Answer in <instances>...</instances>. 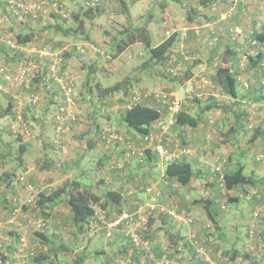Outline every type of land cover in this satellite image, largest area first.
<instances>
[{"label":"crops","instance_id":"obj_1","mask_svg":"<svg viewBox=\"0 0 264 264\" xmlns=\"http://www.w3.org/2000/svg\"><path fill=\"white\" fill-rule=\"evenodd\" d=\"M191 9L193 13L186 14V9H178L174 13L175 9L167 8V14L160 16L161 19H167L169 24H172L173 20L180 22L173 29L179 33V36L172 48V60L174 63L186 67V71H184L188 72L189 77L183 83L186 85L189 82H194L199 97L205 93H209L206 95L208 98L212 94L218 97L212 100H219L218 104H223L224 110L228 112L218 109L216 114L222 115V121L228 122L229 127L227 128L223 123L225 124L224 128L219 129L220 138L213 140L210 132L207 134L208 110L202 114L197 126H179L174 123V115L162 107L163 115L159 121L154 123V131H158L157 124L159 122L166 121L170 125L169 130L164 132L163 138L166 137L167 141L173 143L172 145L177 144L176 139H178L180 144L189 145L192 148L191 153L184 156L192 164L194 172L192 180L186 185H179L165 178V162L156 153L150 154L148 149L143 151L147 146L142 135L128 128L121 119L118 122L117 130L113 126L116 112L122 114L126 107L131 105L133 97L136 95L139 96L142 103L149 106L156 107L160 104L157 98L149 94L151 88L149 86L155 84V78H151L154 67L147 63V58L139 57V60L135 62H140L141 65L133 63L135 66L132 64L129 68L131 70L127 71L125 63L129 61L121 60L124 51L136 43L143 45L142 42L130 44L113 61L107 60L104 56L106 50L104 37H102V41L100 39L96 42L95 39L90 38L89 32H86L88 39L82 41L88 49V54L82 55L73 49H68L70 46L68 43H71L69 41L74 36V31L68 27H72L75 23L74 18L77 14H59L54 10L53 14H45L48 17L44 15V22L41 26L36 27L31 22L33 23L40 16L36 19L31 15H26L24 20L16 21L11 20L12 15H8L12 16L10 20L5 21V18L8 17L5 16L2 17L3 21H0L4 38L8 36L5 35L7 33L17 34L28 31L33 33V39L22 45L23 48L31 50L33 47L39 48L48 45L53 49L51 56L38 57L32 51H20V54L12 57L9 55L10 51L7 46L0 48V64L7 65L14 73H16L19 62H26L25 64L29 63L30 65L33 60L36 62L39 72V78L31 87L23 80H18L19 78L16 76L12 82L0 77V114H2L0 117V162H8L11 147H19L22 142L26 145V149L23 158L20 157V154L18 158L21 161L20 174L23 171L31 172L30 176H27L29 177L27 183L30 181L37 187L43 186L44 190H52L55 189L54 185L64 179L65 183L70 180H79L83 182V187H88L96 193H102L108 188L121 190L125 195V208L135 209L143 215L150 216L148 227L143 232L144 239L148 245L149 241L150 243L155 242L156 256L166 257L170 264L200 263L201 258L199 261L198 258H195L196 255L199 256L197 244L188 240L192 236L204 245L210 246L215 241L221 252L224 251L227 256L232 258L236 252L237 244L241 242V237L244 234L242 235L241 231H236L231 237L227 231L228 223L225 221L230 220L229 227L236 230L240 226L241 218L245 212L229 213V203L233 204L234 202L242 207L241 201L243 200L245 205L247 198L242 192L245 185L233 189L223 186L224 175L230 172L228 169L234 162L241 163L245 166V173L256 179V184H249L250 186L255 187L260 184V181L263 182V177L256 174V171L259 173L262 168H256L254 164L252 168L257 170H252L250 174L246 170L250 169V162H253L249 156L257 152L264 144V0H195ZM233 9L235 12L226 14L227 17L224 18V13L227 10L232 13ZM73 16L75 17L73 18ZM47 19L50 22H46ZM64 23H69V26ZM160 26L162 32L167 23H161ZM148 29L150 30V25ZM240 31L242 33H238ZM168 32L166 30V34ZM76 36L80 37L79 34ZM214 37L217 40L209 45L208 40ZM254 40L257 43H254ZM77 41L78 39H75V43H78ZM56 54H58L59 63L55 74L75 82L77 86V102L80 109L79 112L72 113L71 120L68 119L71 125L70 135L67 134L69 131L59 135L54 127L55 112H58V108L64 103L61 86L48 69H51ZM189 59H194V61ZM225 66L229 67L237 77L238 97L236 98L228 96L224 93L221 85L215 84L214 74L217 68ZM112 77H115L117 81L106 83V80ZM118 82L123 83L122 88L112 96H108L111 93H108L106 88ZM174 84L169 83L166 86L173 87ZM34 92L39 93L38 103L26 104L25 98ZM176 92L180 93L179 90ZM187 106L189 103L184 100V109L193 114L194 109L187 108ZM10 107L11 114L5 115V109ZM239 107L241 109H238ZM199 111L200 108L196 113L198 114ZM18 114L23 115L24 121H13V115L16 118ZM7 117L9 118L8 125L4 124V119ZM13 124L18 126L19 132L23 133L21 142L20 140L12 141L11 137H8V135L11 136L10 126ZM253 124L255 127L251 129ZM108 125L113 126L114 128H111L120 136V138L113 139L111 144H107L101 136L103 130L110 127ZM33 129L39 131L38 135H31ZM122 137L123 141L118 140ZM129 143L139 151V155L133 154L128 158L127 153L131 152ZM246 156L249 158L248 161L238 160ZM37 165H41L40 172L34 173L33 168H37ZM216 165L221 166L219 171L211 170L210 167L214 169ZM15 168L16 166L12 168L13 172ZM8 169L2 164L0 165V170H5V173L2 174L3 181L0 182V188L3 187L2 190L0 189L2 193L0 200V264H22L23 262H25L24 264H35L34 256L42 251H38V246H36V243H39L38 238L30 233L27 234L26 229L23 230L16 225L9 224L8 221L13 215V211L15 216L23 222L27 218V212L32 213L33 211L31 206H24V211H21L20 202L18 205L14 201L15 195L23 194L22 189L15 185L16 178L20 174L15 171L18 176L16 174L12 177V173L9 172L11 170ZM206 171H211L210 185L213 187L214 195L207 200L205 198L197 199L195 193L202 189L201 179L199 180L198 176L206 175ZM90 173L96 174L94 181L90 179ZM6 177L9 179L11 177L12 185L7 186L6 183L9 179L6 181ZM149 183L150 185L156 183L155 185L158 187L154 190V195L157 197L156 202L159 209L152 214L149 212L146 214L143 205L149 200L145 191ZM143 186L146 187L143 188ZM237 189H240L242 193H235ZM221 192L226 194L228 199L221 200ZM171 197L175 202H178L177 208L173 209L174 213H170L171 207L174 206ZM254 199L257 201L258 198L254 195ZM63 201L62 198L56 200V203L50 207L52 212L60 211L61 205L65 206L70 214L68 205ZM207 206L213 213L212 218L209 214L206 216L204 213L205 209L207 211ZM255 206L254 203L248 204L249 208L246 209L245 216H248L247 214ZM16 210L18 211L16 212ZM189 218H192L193 221H188ZM59 222L61 221L59 220ZM50 233L48 234L50 240L59 241L57 229L54 230V233ZM22 235H26L27 238L23 249H21L22 242L19 238ZM117 237L112 241L107 237L101 238L99 235L91 236L90 243L94 247L88 253L84 264H100L104 261L112 262V264H154L156 258L152 261L148 255L130 256L128 250L130 241L125 232H119ZM182 240H186L181 246L183 249L177 250L176 246H179ZM47 248L46 245L45 249ZM59 250L62 251L60 245ZM60 251L59 255L55 256L58 258L55 264L62 259ZM240 255L239 252L235 254L234 263L241 264L243 255L242 259H239ZM43 263H47V259Z\"/></svg>","mask_w":264,"mask_h":264},{"label":"rangeland","instance_id":"obj_2","mask_svg":"<svg viewBox=\"0 0 264 264\" xmlns=\"http://www.w3.org/2000/svg\"><path fill=\"white\" fill-rule=\"evenodd\" d=\"M28 1H31V0H28ZM84 1L85 0H71L69 2L66 1V3H64V6L66 8L61 9V11H57V13H59V14H80L79 10L82 7ZM127 1L130 5V11L132 13L133 23L134 24L137 23L138 25H141L140 23L144 22V23H147V25H150V32L152 33L153 43L155 44V43H159L162 40L163 37L161 36V34H163V32L166 33V30H168L169 31L168 35H170L173 32V29L175 27H177V25L180 23V22H176V20H173L172 24L171 23L169 24V21H167V19H164L162 21L160 16H162L163 14H167L166 13L167 8L168 9H172V8L175 9V10H173L174 13H176V10H178V9L179 10L186 9V14H192L193 11L191 9V5L193 4V1H195V0H168L169 2H167L164 5V7H161V5L158 3V0H127ZM46 2H47L46 0H43L42 2L38 3L39 7L44 8V10L40 13L43 15L40 16V19L35 20V22H33V24L41 26L42 22H44V19H43L44 15L45 14H51L48 12L49 6L47 5ZM30 3H32V2H30ZM33 5H36V4H33ZM52 11H54V10L52 9ZM99 11H100V14H99ZM99 11L96 12L95 9L93 10L92 14H95V16L97 14V16L92 21H89L87 18H85L83 16L84 17V24L82 27L79 25L80 24L79 22L81 20V16H79V18L78 17L74 18L75 16H73L75 23L72 25V27H68V28H71V30H73L74 33H78L80 35V37L72 36L70 41H69L71 43H68V44L74 46V44L81 43L82 41H84L83 36L86 32H89L90 38L92 37L93 40L95 39L96 42H98L100 39L102 41V39H103L102 37H104V39L106 41L105 47H104V48H106V50L104 52L105 53L104 56L107 60H113L115 58L114 53L116 52V47H117L116 41L122 35H119L116 40H114V38L121 31H123L125 29V27L127 26L128 20H126L125 16L123 15L124 13H123V10H122V7L120 5L119 0H104V1L100 2V10ZM227 12H229V13H227ZM227 12L224 13V15H223L224 18L227 16L226 14H233L235 11L233 9L232 13H230L229 10H227ZM3 14H8V13L5 10L1 9L0 15H3ZM45 16H47V15H45ZM3 17H5V15H3ZM10 17L11 16H8L7 19L5 18V21L10 20ZM11 20H14V19L12 18ZM2 21H3V18H2ZM45 21L50 22V20H48V19ZM161 23L162 24L167 23V26L164 27V29H163L164 31H162V32H161L162 27L160 26ZM64 24L66 26H69V23H64ZM151 28H152V30H151ZM238 33H242V31H240ZM75 39H78V41H77L78 43H75ZM113 40H114V46H113V48H110V46L113 45ZM215 40H217L216 37L212 38L211 40H208V44L212 45L215 42ZM107 46H108V48H107ZM140 54H143V55H140ZM191 55L193 56V54H191ZM141 56H142V58H147L146 60L153 59L151 57V54L149 53V49L140 43L133 44L131 48H128L126 51H124L123 54L121 55V60L129 61V62L125 63L126 67H127L126 71L130 68V66H132L133 63L135 65H138L140 62H135V61L139 60V57H141ZM187 56L189 58V55H187ZM189 60L194 61V59H189ZM169 64L167 63L166 66H169V67L170 66H177L176 68H177L178 72H180V73H184V70H186L185 66H181L178 63H174V60H172V58H171ZM140 65H141V63L139 64V66ZM166 66H164L162 64V62L159 63V62L154 61V69H152L153 74H152L151 78H155V82H154L155 84H152L151 86H149V87H151L149 89L150 90L149 94H151L153 97H157L158 93L174 92L180 99L187 100V102L189 103V106H187V108L191 107L192 109H194V111H195V112L193 111L194 113H196V111H198L199 108H201L202 106H205L206 104H214L213 107L210 110H208L209 114L207 115V118L209 121L207 122V126H206L207 130H208L207 134L210 132L209 134H211L213 140L220 138L221 133H220L219 129L224 128L225 124H226L227 128L229 127L228 122L222 121L223 120L222 115L219 116L216 114L218 109H222L223 111L228 112L227 110H224L225 109L224 105L218 104V102H220L218 99H217L218 101L212 100L213 98L215 99L217 97L214 94H212L209 98L206 96L209 93H205V95H202V97H199L196 93L198 91V90H196V88L194 89V91L191 95L187 94L185 91V87L188 86L189 83H187L185 85L183 82H179V81L176 82V80L173 82L171 80L172 79L171 76H176V75H170L169 74L168 76L167 75L164 76V71L167 68ZM129 70H131V69H129ZM13 74L16 75V73H13ZM16 78H19L18 80H24L23 78H21L18 75H16ZM14 79H15V76H13L12 81ZM115 81H117L116 78L112 77L109 80H106V83L110 84V83H114ZM169 83L170 84L175 83V84L173 85V87L166 86ZM193 84L195 87L196 84L194 82H193ZM177 90L180 91L179 94L176 92ZM219 90H220V88H219ZM221 97H224V96H221ZM79 109H80L79 104L77 102V104L75 106V113L79 112ZM238 109H241V108L239 107ZM55 113H57V112H55ZM72 113H73V111H72ZM116 113H117V115H114V118H115L114 122L115 123L113 124L115 129L118 127L117 126L118 122H120V113L119 112H116ZM170 113H172V112H170ZM8 121H9V118L8 117L5 118L4 124L8 125L9 124ZM162 122L164 123V128L162 127L163 123L159 122L157 124L158 131L154 133V136H155V138L160 137L163 140L162 134H164L165 131L169 130L170 124L166 121H162ZM223 123H225V124H223ZM108 126H110V127L104 129L101 136L102 137L106 136V138H107L106 143L111 144L110 142L113 139L120 138V136L117 133H113L114 129L111 128L113 126H111V125H108ZM16 127H17V129H16ZM16 127L14 130L12 129L11 136L8 135V137H11L12 141H17L16 137L19 133V129H18L17 125H16ZM70 127H71V125H70V121H69V128H68L67 132L71 129ZM254 127H255V124L252 125L251 129H254ZM10 128H11V126H10ZM31 132H32V134H31L32 136L34 134L38 135V133H39V131L36 129H33V131H31ZM50 132H51V130H50ZM67 134L70 135L71 132L69 131ZM22 135H23V133H22ZM170 137H172V135H170ZM118 140L123 141V137L121 139H118ZM176 141H178V142H176L177 144L172 145L173 149L185 148L187 153L184 152L185 153L184 156H187L191 153L192 148L189 145L180 144V140H178V139H176ZM66 142H67V140H66ZM148 145H150V142H148ZM130 146H133V145L131 143H129V147ZM133 148L136 150V148L134 146H133ZM130 149H131V147H130ZM144 150L145 149H143V151ZM243 150H245V149L243 148ZM61 154H63V153H61ZM132 155H133V153H132V149H131V152L128 151L127 156L129 158ZM249 157H251V159H253L254 163L251 161L250 165L248 164L250 169L246 170V171L250 174L252 172V170H254L252 168V166L254 164H255L256 168H262L259 171V173H258V171H256V174H257V176L263 177V182L260 181L259 182L260 184H257L255 187L250 186L249 184L243 186L244 189H242V192L244 194V197L246 196V198H247V203L244 205V201L242 200L240 203V205L242 207H239V205L237 203H234V202H233V204H232V202L229 203V208H228L229 213L230 212L241 213L243 211L245 212L241 218L242 222L239 224L240 226L238 228H236V230H235L234 228L229 227V224L231 223V221L229 219H228L229 220L228 222L225 221L226 223H228L227 231L231 234V237H233V234L236 231H238V232L241 231L242 235L244 234L241 238V242H239L237 244L236 248L241 251V255H240L239 259H242L241 256L243 254L245 255V253L249 254V256L248 257L244 256L245 258L243 257L241 264H252L251 258H255V259L259 260V259L264 257V144L257 152L251 154ZM61 158H62V155H61ZM247 159H249V158L246 156V157H242L241 159H238V160H240L241 162H246V161H248ZM236 160H237V158H236ZM1 164L3 165V167L9 168L8 170H11L9 172L12 173L13 172L12 168H14V166H16L17 159L13 158V157H9L8 162H6V163L0 162V165ZM40 166L37 165L36 166L37 168H33V172L34 173L40 172ZM236 167H237V163L234 162L232 164V167H230L228 170L233 171L236 169ZM210 168L213 171L214 170L219 171L218 169H220L221 166L216 165L214 167V169L212 167H210ZM255 170H257V169H255ZM16 171H17V173L20 174L21 169L19 168ZM3 173H5V170H2V171L0 170V178H1L0 182L3 181V178H2ZM30 173H31L30 171H25V172L23 171L22 174L19 175V177L25 178L24 181L20 180L18 177L16 178V184L15 185L18 188L22 189L23 194H19L18 196L15 195L14 201L16 202V204L18 203V205L20 202V205H19L20 209H23L21 211H24V208H23L24 204H28L27 206H31L32 208L35 209V211L33 210L32 213L27 212L28 215H27L25 222H23V220L18 219L15 216L14 211H13V215L10 217V219L8 221H9V224H12L11 222H14L13 224H15L20 229H23V230L26 229L25 232L27 234L30 233L31 235H34L32 233V231L34 229L40 227L42 224H44L42 222V220H43L42 218H44V217L38 215L39 209L35 208V203H34L35 198L37 197V195L41 191L44 190V188H42L43 186L37 187V186H35V184L33 182H30V181H29V183H27V181H28L27 178H29L27 176H30ZM64 173H66V172H64ZM206 173L207 174L204 176H198L199 180L201 179L202 189H200L197 193H195V198H197V199L205 198L207 200L209 197H213V195H214V193H213L214 191L212 190L213 187L210 185L211 177H212L211 171H209V172L206 171ZM89 175H90V179L94 181L96 174L90 173ZM200 175H202V174H200ZM17 176H18V174H17ZM219 179H220V177H219ZM64 181H65V179L62 182L54 185L55 186L54 188L56 189L57 187L63 186L65 184ZM219 181L221 183V180H219ZM25 183H27V184H25ZM155 184L156 183L150 185V183H149L150 186L149 185L147 187L143 186V188L146 187V190H145L146 195L149 198V200L146 201V203L144 202V204H143L144 208L146 210V214H147V212L150 211V207L152 205L158 206V203L156 202L157 197L154 195V190L158 189V187ZM0 189L2 190L3 187ZM1 190H0V200L2 197ZM94 191H97V189H94ZM236 192L242 193V192H240V189H237V191H235V193ZM221 195H222V196H220L221 200L228 199V198H226L227 197L226 194H223L221 192ZM254 195L256 196V198H258L257 201H256V199H254ZM171 199H173V197H171ZM172 201L174 202V206L171 207L172 209H171L170 213H174L173 209H176L177 205H178V202H175L174 199ZM250 203H252V204L254 203L256 206L254 209H252V211L250 213L248 212L249 213V214H247L248 216H245L247 213L246 209L249 208L248 204H250ZM97 207H100V206H97ZM59 208H61V209H59L60 211H58L57 213L52 212L53 210L51 208H49V212H48L49 216L47 219H48L49 224L51 226L46 228L44 230V232L46 231L47 234H51L50 232L54 233L55 229L58 230V235H59L60 239H59V241H57V244H59L61 246V250H62L61 253L62 252L65 253V254H61L62 261H66V259H67L66 264H73L71 261L73 259V257H72L73 254L77 255L78 253H82V252L90 253L92 251V248L94 246L90 243L91 236H93V235L98 236L99 235V236H101V238H106L107 236H106V234H103V230H104L103 228H100L98 230L90 229L89 231L87 230V232H85L84 234L78 235V238L76 240L75 238H73L72 233H71L73 230V227L69 223V219H68L69 210L65 209V206H61V205ZM202 208H204V207H202ZM202 208L200 209V211L202 210ZM17 211L18 210H16V212ZM139 213L142 214L140 211H139ZM204 213L206 216L208 215L206 209H205ZM143 216H145V215H143ZM59 220L61 222H59ZM188 221H189V219H188ZM137 225L139 226L140 224H136V226H134V228H136L138 230V228H140V227H138ZM6 229L8 230V228H6ZM145 230H146V227H143L142 233H141V235H142L141 244H143V246L146 245V251L142 252L141 255H143V256L148 255L152 259V261H154V258H156V254H155L154 249L153 248L150 249L148 242L144 239L143 232ZM244 236H245V238H244ZM192 237H189L190 239H188V240H191L192 242L196 243L197 249L201 251L198 253L199 256L196 255V257H195V258H198V261L201 258V261H199L200 263L197 261L199 264H224L228 261V259L231 258L230 256H227L224 251L221 252V249L219 247H217V245L215 244V241L213 244L211 243V245L209 246V245H204L203 243H200V241H198V240L196 241V239H194ZM21 238H22L21 239V242H22L21 249H23L24 244H26L27 238H26V235H22ZM37 238L39 240V243L38 244L36 243V246H38V251H40V250L45 251L46 245L48 248L50 247L49 243L47 241L43 242L42 239H40L39 237H37ZM108 238H109V240H112L115 238V236L114 237H108ZM94 239H96V237H94ZM73 241L74 242L77 241L75 246L73 245V243H74ZM185 241L186 240H182V242L179 244V246H176L177 250L183 249L181 246L185 243ZM211 242H212V239H211ZM72 246H74V249L72 251L73 253L71 254L72 256L70 257V255H68L67 252H69L70 249L73 248ZM218 248H219V250H218ZM93 252H95V251H93ZM131 255H132V253H130V256ZM47 260L49 261V259H47ZM189 260H192V259H189ZM261 262H262L261 264H264L263 261H261ZM24 263L25 262H23L22 264H24ZM28 264H30V263H28ZM156 264H162V262L156 261Z\"/></svg>","mask_w":264,"mask_h":264},{"label":"trees","instance_id":"obj_3","mask_svg":"<svg viewBox=\"0 0 264 264\" xmlns=\"http://www.w3.org/2000/svg\"><path fill=\"white\" fill-rule=\"evenodd\" d=\"M0 1L3 2V3L0 2V10L1 9L5 10L8 13V14H5V16L7 17L8 15H12L14 17V20H16V21L24 20L25 19L24 16H26V15H31L32 18H36V19L39 16L43 15L40 13L44 10V8L43 7L42 8L37 7L38 3L42 2L43 0H32V1H27V0H0ZM102 1H104V0L95 2L94 4H91V3L87 4L86 1L83 2V5L79 10L80 14H77V16H76L78 18H79V16H81V20L79 22L80 23L79 25L81 27L84 24V17L87 18L89 21L94 20V18L97 16V14L95 16V14H92V12L94 9L96 12L100 10V2H102ZM30 2H32V3H30ZM119 2H120V5H121L123 13H124L123 15L125 16V19L128 21H127V26L125 27V29L123 31H121L114 38V40H116L119 35H122L116 41L117 47H116V52L114 53L115 57L118 56L130 44H133L136 42H142L143 45L149 49V53L151 54V57L154 59V60L153 59L148 60L147 63L149 65H152L154 67V61L159 62V63L162 62V64L164 66H166L167 63L169 64L170 60L172 58V48H173L175 42L177 41L179 33L176 31H173L170 35H168V33L166 34L165 32H163V34H161V36L164 39L162 41H160L159 43L154 44L153 39H152V33L148 29L149 25H147V23H144V22H141L140 23L141 25H138L137 23L134 24L133 18L131 15V11H130V5H129L128 1L127 0H119ZM167 2H169V1L168 0H158V3L161 5V7H164V5ZM46 3L49 6L48 12L51 14L54 13L52 11V9L55 11H61V9L66 8L64 6V3H66L64 0H48ZM27 4H32V5L36 4L37 6H35V7L32 6V8H30V9L23 8L22 5L25 6ZM18 5H20L21 7H19ZM99 14H100V11H99ZM2 17H3V15H0V21H2ZM38 19H40V18H38ZM164 19L165 18H163L162 20H164ZM34 22H35V20H34ZM31 24H33V23L31 22ZM33 26L36 27L38 25L33 24ZM32 28H34V27H32ZM5 35H8V36H6L4 38L3 34H2V29L0 28V37L3 39L2 41H0V48L7 46L8 50L10 51L9 52L10 56L14 57V56L18 55V53L20 54V51H27V52L29 51V49L23 48L22 45L29 43L33 39V33L32 32L27 31L25 33L20 32L17 34L7 33ZM73 35L76 36L78 34L73 33ZM8 39H11L16 45H19L21 48L16 49L15 47H11L7 43ZM83 39H88V33L84 34ZM114 40H113V45H111L110 48H113ZM76 45L77 44H75L74 46L70 45L68 49H73L75 52L82 54V55L88 54L87 47H85V52H81V51L76 49ZM43 47H47L53 51V49L48 45L41 46L39 48H43ZM39 48H37V49H39ZM36 56L39 57L38 54H36ZM33 61H31L32 64L34 63L33 65L32 64L29 65V63L25 64L26 62H19L20 64H24L25 66L29 67V71L27 72V76L23 80L24 83L26 82L29 87L33 86L35 84V81H37L36 79L39 78L38 77L39 72L37 70V64H36V62H33ZM166 67L167 68L164 71V76H166V75L168 76L169 74L174 75L171 71V68H176L177 66H170V67L166 66ZM1 68H3L4 71L3 72L0 71V77L2 76L4 79H5L6 70L12 74L14 73L5 64H0V69ZM30 69H32L31 72H30ZM48 69H49V72L51 71V73L54 74L50 68H48ZM16 70H17V68H16ZM185 71H184V73H180L177 70L176 76H171V78H172L171 80H173V81L176 80V82L177 81L184 82L189 77L188 72H185ZM15 72H16V75H18L17 71H15ZM16 75L13 74V76H16ZM52 77L54 78V76H52ZM65 79L67 80V78H65ZM214 81H215L216 85L222 86L225 94H227L228 96L234 97V98L238 97V83H237L238 80H237V77L234 75V73L231 71V69L229 67L225 66V67L217 68V70L214 74ZM73 84H74V87L76 90V94H78L76 83L73 82ZM122 86H123V83L118 82V83L114 84L113 86L107 87L106 90L108 91V93H111L108 96H112L114 93H117L118 90H120L122 88ZM62 93L65 97L63 90H62ZM38 94L35 92L32 94H29L28 95L29 97L25 98V103L26 104H37L39 99H40ZM35 96L38 97V99L36 102H32V99ZM74 98H75V101L77 102V96L76 97L74 96ZM155 98H157V97H155ZM133 100H134V102H133ZM133 100H132L131 105L126 107L124 112L122 114H120V119L126 124V126L128 128L132 129L137 134L142 135L143 140H144L146 135H149L150 133H155L154 123L157 120L159 121L160 118L162 117V115H163L162 107L166 108L167 110H169V109H168L167 105L164 104L159 99L158 100L160 101L159 102L160 104L157 105L156 107L155 106H149L145 103H142L138 95L134 96ZM64 101H65V98H64ZM183 104H184V100H183ZM213 105L214 104H206L205 106H202L200 108V111L198 114L197 113L191 114V113L187 112L186 109H183L181 112L174 115V117H175L174 123L176 125H179V126L180 125H182V126H184V125L197 126L202 114H204L207 110H210L213 107ZM58 110L60 111V108H58ZM10 114H11V107L8 109H5V115H10ZM1 115L2 114H0V117H2ZM71 115H69L67 117L70 120L72 119ZM18 116H20L21 118H18ZM16 118H15V115H13L12 119L14 122H15V120L24 121V117L22 114H18ZM57 123L58 122L56 120V116L54 115V127L55 128H56ZM15 127H16L15 125L11 126V131H12V129L14 130ZM16 129H17V127H16ZM163 135L164 134H162V137H163ZM22 136H23L22 132L20 131L16 137L17 138L16 140L17 141L20 140V142H21ZM162 142H163V144H165V146H167L169 148L172 147L173 143L171 144L170 141H167L166 137L163 138ZM144 143L147 146L144 149L145 150L148 149V153L151 154L152 152H154L160 157V159H162L160 153L154 149L155 144H157L156 138L152 140V144H150L151 146H149L147 144V142H145V141H144ZM20 144L21 145H19V147H16V148L11 147L10 157L17 159L16 168H15L14 172H12V174H11L12 177L16 175L15 171L20 168L21 161H20V158H18L19 154H20V157L23 158L24 151L26 149V145L24 143L21 142ZM133 154L139 155L140 153L138 150H136V152ZM164 162L166 164L165 173H164V176L166 179L171 180L172 182H175L176 184H179V185H186V184L190 183V181L192 180V178L194 176L193 166L189 161H187L185 159L184 156L181 158H178V159H174L173 161H168V162L164 161ZM18 178L22 181H24V179H25L22 177H18ZM8 179H9V177L5 178L6 181ZM223 182H224L223 186H225L227 189H233V188L239 187L241 185H246V184L255 185L256 179H254L251 175H247L245 173V166L241 163H238L235 170L225 173ZM6 184H7V186L12 185L11 177L7 181ZM61 198L64 200L63 202L66 203L70 209V214H69L68 219H69V223L73 227V230L71 232L72 236L76 240L78 238V235L84 234L85 232H87V230L88 231L90 230L89 222H90L91 218L96 214V212L106 210L105 215H106L107 219H109L110 217L112 218V217H114L115 214L120 213V212L125 211V210L130 211V212H135V209H127L124 207L125 195L121 190L108 188V189L104 190L102 193H98V192L96 193V192H93L90 189H88V187H83V182L79 181V180H70V181L66 182L63 186L59 187L58 189H52V190L45 189L44 191H41L37 195V197L35 198L34 203H35V208L39 209L38 215L44 217V218H42L43 219L42 222L44 224H42L40 227L34 229L32 231V233L34 234V236L42 239L43 242L47 241L49 243L50 247L45 250L46 252L41 251L34 256L33 261L35 262V264H55V261L58 259V258H55V256L59 255V251H60L59 250V244H57V241H55V240H50L49 235L47 234L46 231L44 232V230L51 226L49 224L48 219H47L49 216V213H48L49 208L51 207L52 204L54 205V203H56V200L61 199ZM27 205L28 204H24L23 208H24V206L27 207ZM97 206H100V207H97ZM158 209H159V206H157L156 209L149 211V213L152 214L155 211H157ZM33 210L35 211L34 208H33ZM207 212L210 215V217L212 218L213 213L208 208V206H207ZM99 221H102V220L99 219ZM11 223H12L11 225H15V224H13L14 222H11ZM148 224H149V215L147 216L146 228L148 227ZM15 231L17 232V230H15ZM140 232L142 233V228L140 229ZM103 234H106L105 230H103ZM117 236H119L118 232L115 233V238L112 239V241L116 240L118 238ZM19 238L21 240V237H19ZM244 238H245V236H244ZM129 241H130V248L128 250L130 251V253H132V255H136V254L140 255L142 252L146 251V245L142 246V248H136L132 245V240L130 238H129ZM76 243H77V241H75L73 243V245L75 246ZM155 245H156L155 242L150 243V241H149L150 249H152V248L154 249ZM74 246H72L73 248L70 249L69 252H67V254L70 255V257L72 256L71 254L73 253L72 251L74 249ZM231 249H233V248H231ZM231 249H230V251H232ZM197 251H198L197 253L201 252L198 249H197ZM235 251L236 252H234L232 258L228 259V261L224 264H236V263H234V259L236 258L237 255L235 256V254H237L238 252L241 254V251L238 250L237 248L235 249ZM62 254H65V253L62 252ZM77 255H79V256L76 258ZM77 255L73 254V256H72L73 259L71 260L72 263L73 264H84L86 261V257L88 256V253L82 252V253H78ZM244 256L248 257L249 254L245 253V255L243 254V257ZM45 259H49L50 262L47 260V263H43ZM251 259H252L251 260L252 264H259V263L261 264L262 263L261 261L264 262V257L261 258L260 260H257L255 258H251ZM155 260L161 261L162 264H170L166 257L163 258V257H157L156 256ZM66 262H67V259H66V261H62V259H61V261H58L56 264H66ZM155 262H154V264H155ZM100 264H112V262L104 261Z\"/></svg>","mask_w":264,"mask_h":264},{"label":"built area","instance_id":"obj_4","mask_svg":"<svg viewBox=\"0 0 264 264\" xmlns=\"http://www.w3.org/2000/svg\"><path fill=\"white\" fill-rule=\"evenodd\" d=\"M87 4L91 3L94 4L95 2L101 1V0H85ZM21 7L20 5H18ZM23 8L30 9L37 5H32V4H27V5H22ZM39 7V6H37ZM20 9V8H19ZM24 10V9H23ZM25 12V11H24ZM227 17V16H226ZM3 39L0 37V41ZM7 43L11 47H15L16 49H20L21 47L19 45H16L11 39L7 40ZM254 43H257L256 40H254ZM75 45V44H74ZM85 45L83 43H78L76 45V49L85 52ZM35 54H38L39 57H44V56H51L53 51L47 47L43 48H35L33 47L31 50ZM58 63H59V57L58 54H56V58L53 59L52 64H51V70L54 73V78L57 80L64 91L65 94V101L63 105L60 107V111L55 114L56 120H57V125H56V132L61 135L65 132H67L69 128V122H68V116L75 112V106L77 102L75 101L74 96L76 97V90L74 87V84L72 81H67L66 79H63L64 77L59 76L56 73V69L58 68ZM1 72L4 71L3 68L0 69ZM17 74L21 78L25 79L27 76V72L29 71V67L25 66L24 64H20L17 67ZM32 69H30V72ZM171 71L174 75L177 73V68H171ZM13 74L10 73L9 71L6 70L5 73V79L12 82ZM195 87L193 82H189L188 86L185 87V91L187 94L191 95L194 91ZM157 98L161 100L164 104L167 105L168 109L170 112H172L174 115L181 112L184 109V104L183 100L180 99L174 92H162L157 94ZM38 97H34L32 99V102H36ZM73 116V114L71 115ZM18 118H21L18 116ZM163 123V122H160ZM14 126V125H13ZM164 128V123L162 125ZM113 133H116L113 131ZM105 140L107 139L106 136L103 137ZM155 139L154 133H150L149 135H146L144 138V141L150 142L152 144V140ZM157 139V144H155L154 149L157 150L163 161H173L174 159L181 158L185 155L186 149H173V147H167L165 144H163L162 139L156 138ZM132 149V153H135L136 150L133 148V146H130ZM185 152V153H184ZM165 159V160H164ZM23 178V177H22ZM157 208V205H152L150 207V211L154 210ZM101 219L102 221H99ZM189 221L192 222L193 219L189 218ZM146 222H147V216H143L140 214L138 211L135 212H130V211H122L120 213H117L114 215V217H110L109 219L106 218L105 215V210L96 212V214L91 218L89 222V227L92 230H98L100 228H103L106 232L107 237H114L115 233H119L121 231L125 232L126 236H128L132 240V245L136 248H142L143 244H141L142 241V235L140 232V229L143 227H146ZM136 224H140L138 227V230L134 228Z\"/></svg>","mask_w":264,"mask_h":264}]
</instances>
